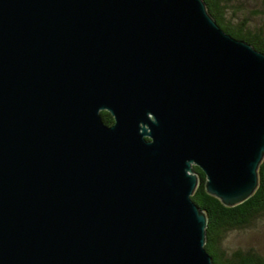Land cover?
Segmentation results:
<instances>
[{"label":"water","instance_id":"obj_1","mask_svg":"<svg viewBox=\"0 0 264 264\" xmlns=\"http://www.w3.org/2000/svg\"><path fill=\"white\" fill-rule=\"evenodd\" d=\"M263 160L264 52L206 0H0V264H215L195 166L235 206Z\"/></svg>","mask_w":264,"mask_h":264},{"label":"trees","instance_id":"obj_2","mask_svg":"<svg viewBox=\"0 0 264 264\" xmlns=\"http://www.w3.org/2000/svg\"><path fill=\"white\" fill-rule=\"evenodd\" d=\"M232 1L234 0H206L210 12L226 32L253 44L258 50L264 52V25L252 27L249 24L253 16L259 15L261 11L255 9L250 15L240 19L236 10L238 7H233ZM102 114L107 124L113 123L110 112L103 110ZM195 169L200 175V184L192 198L207 213L205 247L213 256L214 263L264 264V254L255 247H238L229 251L222 247L227 233L250 228L264 218V160L259 169L258 188L247 200L235 206H226L219 198L209 194L205 185V173L198 166H195Z\"/></svg>","mask_w":264,"mask_h":264},{"label":"rangeland","instance_id":"obj_3","mask_svg":"<svg viewBox=\"0 0 264 264\" xmlns=\"http://www.w3.org/2000/svg\"><path fill=\"white\" fill-rule=\"evenodd\" d=\"M233 7H238V18L242 19L258 9L259 15L253 16L249 24L254 26L264 25V2L263 0H234ZM258 14V13H257ZM222 247L228 251L242 247H255L264 254V218L254 226L242 230H234L226 234L223 239Z\"/></svg>","mask_w":264,"mask_h":264},{"label":"flooded vegetation","instance_id":"obj_4","mask_svg":"<svg viewBox=\"0 0 264 264\" xmlns=\"http://www.w3.org/2000/svg\"><path fill=\"white\" fill-rule=\"evenodd\" d=\"M113 123H114V118H113ZM113 123H112V124H113ZM112 124H109V125H112Z\"/></svg>","mask_w":264,"mask_h":264}]
</instances>
